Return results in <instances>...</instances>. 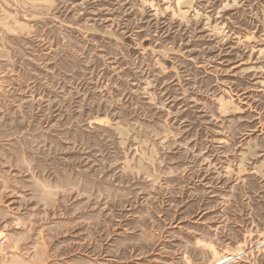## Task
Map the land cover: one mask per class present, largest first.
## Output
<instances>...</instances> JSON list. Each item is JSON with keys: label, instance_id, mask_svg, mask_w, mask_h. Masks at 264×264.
<instances>
[{"label": "rangeland", "instance_id": "1", "mask_svg": "<svg viewBox=\"0 0 264 264\" xmlns=\"http://www.w3.org/2000/svg\"><path fill=\"white\" fill-rule=\"evenodd\" d=\"M264 0H0V264H264Z\"/></svg>", "mask_w": 264, "mask_h": 264}, {"label": "bare ground", "instance_id": "2", "mask_svg": "<svg viewBox=\"0 0 264 264\" xmlns=\"http://www.w3.org/2000/svg\"><path fill=\"white\" fill-rule=\"evenodd\" d=\"M231 260H232L231 257L226 256V257L218 259L216 262H214V264H228Z\"/></svg>", "mask_w": 264, "mask_h": 264}]
</instances>
